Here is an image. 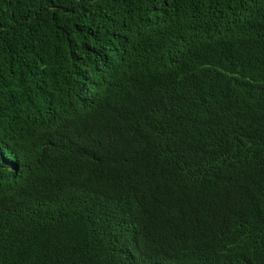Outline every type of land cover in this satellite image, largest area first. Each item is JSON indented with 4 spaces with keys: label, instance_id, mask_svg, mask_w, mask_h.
Instances as JSON below:
<instances>
[{
    "label": "trees",
    "instance_id": "trees-1",
    "mask_svg": "<svg viewBox=\"0 0 264 264\" xmlns=\"http://www.w3.org/2000/svg\"><path fill=\"white\" fill-rule=\"evenodd\" d=\"M0 264H264V0H0Z\"/></svg>",
    "mask_w": 264,
    "mask_h": 264
}]
</instances>
